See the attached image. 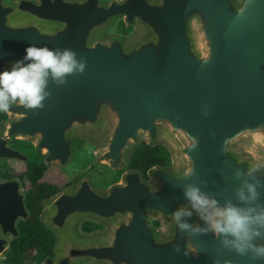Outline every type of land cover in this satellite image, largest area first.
I'll return each mask as SVG.
<instances>
[{
    "label": "water",
    "instance_id": "95a60500",
    "mask_svg": "<svg viewBox=\"0 0 264 264\" xmlns=\"http://www.w3.org/2000/svg\"><path fill=\"white\" fill-rule=\"evenodd\" d=\"M12 1L0 0V71L20 59L28 44L71 48L87 65L65 85L50 83L52 95L43 109L12 106L7 113L13 118L6 133L0 132V159L26 161L8 144L10 138H25L34 139L46 166L66 165L73 157L69 134L74 130L94 131L93 137L103 131L101 158L114 165L125 163L139 138L153 146L162 135L179 152L177 170L151 167L154 185L129 171L106 193L83 180L73 191L61 189L45 200L43 206L53 208L50 215L40 214L47 228L59 225L66 232L71 220L85 216L113 223L111 235L79 242L68 234L53 247L59 256L23 264H79V259L91 264H264L223 248L211 233L181 232L172 217L187 206L181 189L188 182L206 180L203 191L235 202L240 181L233 179L234 170L251 166L227 147L247 136L257 145L264 142V0H20L24 14L10 20ZM117 17L126 24L138 22L134 37L102 34ZM191 20L209 44L206 49L199 44L195 54ZM189 170L193 173L186 176ZM25 197L18 180L0 178V261L12 248L9 237H18V224L29 216ZM146 214L164 219L166 233L154 231ZM191 222L199 223L194 216Z\"/></svg>",
    "mask_w": 264,
    "mask_h": 264
},
{
    "label": "clouds",
    "instance_id": "9594fccd",
    "mask_svg": "<svg viewBox=\"0 0 264 264\" xmlns=\"http://www.w3.org/2000/svg\"><path fill=\"white\" fill-rule=\"evenodd\" d=\"M87 61L78 58L71 48H50L47 45L28 44L25 54L10 68L0 71V112L7 113L13 105L19 104L25 110L35 111L45 107V101L52 95L49 84L65 85L68 77L85 72ZM207 116V108L203 110ZM214 136V133H213ZM198 141L193 137L192 148ZM264 162L250 168L236 167L233 179L240 181L234 189V198H224L223 202L212 193L203 191L200 183L183 184L182 193L187 206L172 213L178 229L189 236L213 234L223 248L233 250L251 260H264ZM189 170L186 176L192 174ZM196 216L199 223H192ZM175 251L180 252L179 244ZM187 255V252L183 253ZM215 264H221L216 260ZM223 264H231L224 261Z\"/></svg>",
    "mask_w": 264,
    "mask_h": 264
},
{
    "label": "rangeland",
    "instance_id": "374dc122",
    "mask_svg": "<svg viewBox=\"0 0 264 264\" xmlns=\"http://www.w3.org/2000/svg\"><path fill=\"white\" fill-rule=\"evenodd\" d=\"M36 1L37 0H34V2ZM103 1L109 2L110 0H103ZM77 3L80 4V0L77 1L76 4ZM10 5L13 7L7 13V18H9L10 20L16 19L18 18L17 16L24 14L23 9L19 7L20 0L12 1ZM29 15L30 13H27L25 17L27 18ZM120 23H123L124 26L128 28L127 33L120 32V29H119ZM139 26L140 25L138 24V22L136 24H126L121 17H117L110 21V23L105 27L107 28L106 30H104L105 28L101 29L100 33L104 30L102 34H105L106 37L113 38V36L117 37L118 34H120L121 36L123 35L122 36L123 39L126 38L127 40H129L130 38L134 37L136 33L139 31ZM199 28L200 26L195 24L192 20L190 21L188 30L191 36L190 50L192 54H195L197 46L199 48V44L204 45L205 49L209 46L208 40L206 38L204 37L201 39L199 38ZM97 39L102 42L107 41V38L99 37ZM205 49H202L200 53H205ZM12 118H13L12 114L7 113L6 120L3 123H0L1 134L6 133V125L9 122V120H11ZM164 132L165 134L168 135L166 131ZM93 133L94 131H89V130H74L73 132L69 134L71 141H72V148H73V143L75 141L82 142V148L80 150H82V155L83 157H85L82 159V162L80 160L79 155L77 157L75 156L74 158L75 153L73 151V157L72 159H70V161L66 165H58L57 163H52L49 165L51 168L50 175H52L53 177H55L57 180H59L62 183L72 182L71 185H67V186L65 185L62 189L63 191H73L74 188H76L83 180H86L93 188H95L99 192L106 193L108 189L110 188V186H112V184L109 183V180L114 174V171L116 170L121 171L120 177L126 172L137 171L139 173V176L143 180V182L147 184H152V185L155 184V179L153 178V175L151 174V167L147 168L145 171H142L141 169L136 168L133 162V157L137 150L139 151L140 149H142L144 145L150 146L151 143H148V140L139 138V140L133 145L132 153L130 154V157H127L125 163L114 165L110 160L108 159L104 160L101 158V147L104 142L103 131H100L101 135H99L98 137H93L92 136ZM13 139L15 138H10L8 140L9 145H11V141ZM16 139L29 141L34 145V143L32 142L34 141V139H25V138H16ZM230 142L231 143L228 145L227 150L232 152V154L236 156L239 159V161H242L251 167L256 163L262 162V155H263L262 153L264 152V142L257 145L253 143V139L248 136L245 138H235L231 140ZM154 143L158 145H162L165 148L168 147V145L170 146L168 140L162 135L158 137L157 139H155ZM158 145L154 144L153 146H158ZM20 152L25 155L24 152L22 151ZM168 152L170 154V164L168 165L156 164V165H153L152 168L153 167L166 168L170 171L177 170L179 166V165L177 166V156H179V152L175 151L172 148V146H170ZM10 160H16V159L3 158V159H0V162L10 161ZM16 161H19V160H16ZM7 163L8 162H2V164L0 165V178L2 180H10L8 179V177H9V174L11 173V170L7 166ZM1 174L6 175V176L3 177ZM168 176L171 177L176 182H180L181 180L184 181V179H176L175 177H173V175H168ZM12 180L19 181V179H12ZM21 189L22 191L25 192V186L21 185ZM43 208L44 210H42L41 212V218L53 213V208L50 209L47 204L43 206ZM194 217L195 219L198 220V218L195 215ZM77 218L78 217L74 218L73 220L69 222L66 232H64L63 231L64 228L59 225L55 226V229L48 228L56 236L57 244H55L54 248L60 247L62 243H64L62 242V240L67 238L68 234L71 236H74V239L79 242L83 241L86 238L91 239V240L92 238L96 240H106L111 235L113 223H110L107 221H100L98 219L91 218V217H85V216L78 218V219ZM145 218L147 219V221L149 222L150 226L153 228L154 231L158 232L161 235L166 233L168 226L165 223L164 219H159L157 217L151 216V214H146ZM87 220L99 223L101 224L102 227L93 232L83 233L80 229V225H81V222L87 221ZM67 243L68 245L70 244L69 242ZM50 255L56 258V256H59V251L56 252L53 249ZM4 257L5 256L1 258L0 264H4L3 263ZM83 261H84L83 259H79L77 260V263L91 264V263H87Z\"/></svg>",
    "mask_w": 264,
    "mask_h": 264
},
{
    "label": "trees",
    "instance_id": "16d2710c",
    "mask_svg": "<svg viewBox=\"0 0 264 264\" xmlns=\"http://www.w3.org/2000/svg\"><path fill=\"white\" fill-rule=\"evenodd\" d=\"M119 29L122 33L128 32V28L125 27L123 23H120ZM5 117L6 114L0 112V119H4ZM27 143L28 142H26V144ZM81 148V141H75L73 143V151L75 153L74 158L79 155L82 162V159L85 157L82 155V150H80ZM30 149L33 155L36 154L31 147ZM32 162L34 161L32 160ZM133 162L136 168L145 171L147 168L156 164H170V154L162 145H144L142 149L135 152ZM30 163L31 162L26 164V171L31 178V183L25 197V203L29 210V216L26 221H21L18 224L19 235L17 238L12 240V253L5 264H22L24 258H28L36 262H42L52 253L55 243V235L41 222L39 215L42 210L43 199L57 192L60 187L56 185V182H52L50 180L49 177H53L50 175V167L46 166L42 161L40 165L33 164L29 166ZM37 169H39V176L35 175ZM120 175V170L114 171L109 183L113 184L117 182L120 179ZM11 176L15 175L13 174ZM94 226L95 225L91 222H85L82 229L87 232L93 229Z\"/></svg>",
    "mask_w": 264,
    "mask_h": 264
},
{
    "label": "flooded vegetation",
    "instance_id": "af4514ba",
    "mask_svg": "<svg viewBox=\"0 0 264 264\" xmlns=\"http://www.w3.org/2000/svg\"><path fill=\"white\" fill-rule=\"evenodd\" d=\"M5 114H6V117H5L4 119H0V123H3V122L6 120V118H7V113H5ZM16 141H17V142H16ZM21 142H22V143H21ZM26 142H28L27 144L33 149L34 153H36V154L33 155V153L31 152L30 147L26 144ZM17 145H19L20 147L17 146ZM11 147L14 148V149H17V150H19V151L24 152L25 155L28 157V159H27L26 161H21V162L16 161V160L2 161V162H8V163H7V166H8L9 169L11 170V173L9 174L8 179H10V180H12V179H19V181H21V182H20L21 185L25 186V193H26V192L29 190V188H30V183H31V178H30L29 174H28L27 171H26V169H27L26 164L29 163V162H31V163L29 164V166H30V165H33V164H35V165H40V164H41V161L43 162V155H42L41 153L37 152L36 149H35V146H34L31 142H29V141L13 139V140L11 141ZM32 160H33L34 162H32ZM2 162H0V165L2 164ZM43 163H44V162H43ZM44 164H45V163H44ZM29 166H28V167H29ZM13 174H14L15 176H11V175H13ZM1 175H2V174H1ZM35 175H36V176H39V169L36 170ZM2 176L5 177L6 175H2ZM49 178H50V180H51L52 182H56V185L60 187V188L57 190V192H55V193L52 194L51 196H53V195H55L56 193H58L61 189H63V187H64L65 185H66V186H67V185H71V183H72V182H65V183H62V182H60L59 180H57L55 177H49ZM51 196H49V197L43 199V201H42V209H43V202H44L45 200L49 199ZM41 212H42V210H41ZM40 214H41V213H40ZM39 217H40V215H39ZM85 222H91V223H93L95 226H94L93 229H91L90 231L85 232V231H83V229H82V226H83V224H84ZM101 227H102L101 224L96 223V222H94V221H89V220L81 222V225H80V229H81V231H82L83 233L93 232V231H96V230L100 229ZM46 228H47V227H46ZM48 230H50V229H48ZM50 231H51V230H50ZM14 239H15V238H13V237H9V240H10L11 246H12V240H14ZM55 241H56V236H55ZM54 244H55V243H54ZM11 253H12V248H11V250L9 251L8 255H6V256L4 257V260H3V263H4V264H5V262L7 261V259L11 256ZM25 259H28V258H24L23 261H22V264L24 263Z\"/></svg>",
    "mask_w": 264,
    "mask_h": 264
}]
</instances>
